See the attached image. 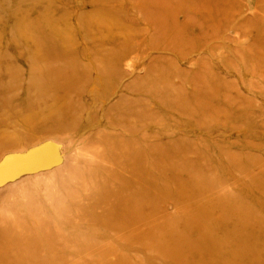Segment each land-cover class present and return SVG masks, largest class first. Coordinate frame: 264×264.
<instances>
[{
  "label": "rangeland",
  "instance_id": "rangeland-1",
  "mask_svg": "<svg viewBox=\"0 0 264 264\" xmlns=\"http://www.w3.org/2000/svg\"><path fill=\"white\" fill-rule=\"evenodd\" d=\"M0 264H264V0H0Z\"/></svg>",
  "mask_w": 264,
  "mask_h": 264
}]
</instances>
